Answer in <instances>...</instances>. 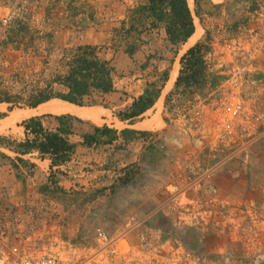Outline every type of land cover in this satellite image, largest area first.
<instances>
[{
  "label": "rangeland",
  "instance_id": "1",
  "mask_svg": "<svg viewBox=\"0 0 264 264\" xmlns=\"http://www.w3.org/2000/svg\"><path fill=\"white\" fill-rule=\"evenodd\" d=\"M70 1L0 0L2 90L27 95L45 87L63 70L66 51L94 45L115 68L116 93L96 106L108 114L99 126L121 131L128 124L117 113L164 71L180 73L181 58L206 41V30L211 73L224 78L215 90L175 97L167 108L175 85L169 77L162 100L136 123L150 136L80 148L72 168L55 170L60 188L51 194L39 191L52 171L46 164L21 180L0 161V264H19L15 246L68 264H264V0L204 1L201 18L194 3L196 38L175 52L163 27H147L133 35V57L126 45L134 37L115 30L145 0H72L73 8ZM24 14L30 20L17 47L10 37ZM36 33L52 37L31 41ZM238 102L245 113L229 130L226 109ZM9 106L0 105L8 115L0 136L22 141L30 107ZM156 113L162 128L151 120ZM12 114L18 119L8 124ZM55 116L47 114L44 124L54 128ZM76 124L81 133L94 123Z\"/></svg>",
  "mask_w": 264,
  "mask_h": 264
},
{
  "label": "trees",
  "instance_id": "2",
  "mask_svg": "<svg viewBox=\"0 0 264 264\" xmlns=\"http://www.w3.org/2000/svg\"><path fill=\"white\" fill-rule=\"evenodd\" d=\"M204 1L209 0H194L196 15L200 18ZM72 3L71 0L69 2L71 8H73ZM222 6L224 5H217V7ZM191 9L189 0H145L129 11V19L122 21L121 27L117 28L115 32L118 35L123 33L129 37L135 33L139 34L147 27L151 29L163 27L169 45L175 48L176 52L181 45L187 43L196 34L195 19ZM94 17V13L88 16L90 20H93ZM29 18L24 14L14 20V27L18 26L19 29L16 33L12 31L10 41L17 47L23 44L24 37L20 38V36L28 29ZM206 35L205 42L197 43L181 58L179 76L173 91L167 95L165 100L167 108L170 107L175 97H178L177 101H179L181 97L191 94V92H204L208 87V91L215 90L224 78L216 73H211V66L206 58L211 51L209 30H206ZM46 37L50 39L52 35L40 36V33H36L31 37V41L36 38L42 40ZM133 37L134 42L126 45V53L130 57H133L139 48L136 43L138 36ZM59 64L63 70L54 74L45 87L31 90L27 93L28 96L24 93L13 95L10 90L0 88V105L9 104L8 108L11 112L21 103H25L27 107H30L29 109H36L52 100L67 102L79 107L105 106L106 98L116 93L115 68L110 60L100 57L96 46L84 44L66 51ZM169 77V71H164L159 81L147 84L143 93L128 107L119 111L116 116L121 121L129 122L132 125L137 123L146 112L155 106ZM203 95L206 96V92ZM7 116V113L0 112V120ZM46 116H33L22 122L21 126L25 132V138L22 141L0 136V149H6L15 155L12 157L0 151V161H9L18 179L23 180L25 174L32 177L37 170V164L26 156H31V158L35 156L40 160L51 161L52 171L48 182L39 187L41 194H51L60 188L58 181L53 176L57 172L55 170H59L60 167L71 161L79 145L92 148L100 145H113L119 140L126 144L132 139L148 137L151 134L149 131L128 128L120 131L108 125L98 126L95 124L91 125V130L78 133L76 123L83 124L84 120L72 115L55 116L56 126L49 128L44 124ZM75 135L79 136L82 142L73 141L72 138Z\"/></svg>",
  "mask_w": 264,
  "mask_h": 264
},
{
  "label": "bare ground",
  "instance_id": "3",
  "mask_svg": "<svg viewBox=\"0 0 264 264\" xmlns=\"http://www.w3.org/2000/svg\"><path fill=\"white\" fill-rule=\"evenodd\" d=\"M190 5L194 4V0H189ZM196 38V35L194 36ZM179 74V70L176 69L175 72L172 74V77L170 79L169 85L173 86L177 77ZM29 116H42V115H73L77 116L83 119H92V111L90 109H86L84 107H79L67 102H62L58 100H52L47 103H44L37 107L36 109H29L27 112ZM18 115V114H16ZM18 118L15 116V114H12L10 120L7 121L8 124L14 123ZM4 128L0 125V131H2Z\"/></svg>",
  "mask_w": 264,
  "mask_h": 264
},
{
  "label": "built area",
  "instance_id": "4",
  "mask_svg": "<svg viewBox=\"0 0 264 264\" xmlns=\"http://www.w3.org/2000/svg\"><path fill=\"white\" fill-rule=\"evenodd\" d=\"M7 23V20H4ZM227 112V122L225 124L226 128L231 130L233 128V121L238 120L245 113V108L242 103L238 102L232 104L226 109ZM244 130H246L244 128ZM100 239L105 242L107 237L100 233ZM13 255L18 258L19 264H68L65 260L53 256L51 254H30L27 252H22L19 247L15 246L12 249Z\"/></svg>",
  "mask_w": 264,
  "mask_h": 264
},
{
  "label": "crops",
  "instance_id": "5",
  "mask_svg": "<svg viewBox=\"0 0 264 264\" xmlns=\"http://www.w3.org/2000/svg\"><path fill=\"white\" fill-rule=\"evenodd\" d=\"M170 79H171V77H170ZM162 98H163V96L161 95V97L159 98V100H162ZM159 100L157 101V103L159 102ZM156 103V104H157ZM84 108H86V109H90L91 111H92V116H93V118L92 119H89V120H87V119H83V118H80V117H78V118H80V119H82V120H85V121H91V122H93L94 124H96V125H101L102 123H104V122H106V118L108 117V114H107V112H106V110L105 109H103V108H100V107H84ZM155 108V106L152 108V109H150L148 112H146L145 114H149V113H151L152 111H153V109ZM73 116V115H72ZM77 117V116H76ZM109 119V118H108ZM161 119V120H160ZM152 121H155L156 122V124L158 125H160V123H161V121H162V116L161 115H157V113L156 114H154V116L152 117V119H151ZM150 119H149V121H151ZM121 121V120H120ZM122 122H124V121H122ZM124 123H127L128 125H127V128L128 129H134V130H137L136 128V123L135 124H130L129 122H124ZM56 126V125H55ZM163 126V125H162ZM160 127H161V125H160ZM162 128V127H161ZM116 129V128H115ZM118 130V129H117ZM72 140H73V138H72ZM119 141H121V140H119ZM75 142H82V140H81V138L78 140V141H75ZM80 148H85L84 146H82V145H79L78 146V150L80 149ZM78 150H77V152H76V154L75 155H77V153H78ZM0 151H2V152H4L5 154H8L10 151H8V150H6V149H0ZM11 153V152H10ZM13 154V153H12ZM14 155V154H13ZM75 155L72 157V159H71V161H69L67 164H65V165H63L62 167H60V169L61 170H65L66 171V169L68 168H72V164H74L75 163ZM10 156H12V155H10ZM15 157V156H14ZM27 158H30L31 159V161L32 162H34V163H36L37 165H39L40 163H44V164H46V166L48 167V169L50 168V170H51V161L50 160H40V159H38V158H35V156H32L33 158H31V156H26ZM78 159H80V157H78Z\"/></svg>",
  "mask_w": 264,
  "mask_h": 264
}]
</instances>
